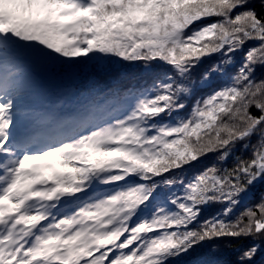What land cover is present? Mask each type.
Wrapping results in <instances>:
<instances>
[{
  "label": "snow or ice",
  "instance_id": "obj_1",
  "mask_svg": "<svg viewBox=\"0 0 264 264\" xmlns=\"http://www.w3.org/2000/svg\"><path fill=\"white\" fill-rule=\"evenodd\" d=\"M0 264H264V0H0Z\"/></svg>",
  "mask_w": 264,
  "mask_h": 264
}]
</instances>
